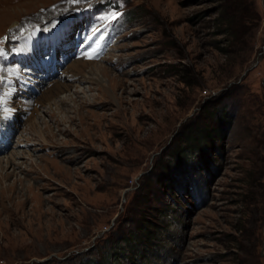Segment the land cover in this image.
<instances>
[{
    "label": "rangeland",
    "instance_id": "374dc122",
    "mask_svg": "<svg viewBox=\"0 0 264 264\" xmlns=\"http://www.w3.org/2000/svg\"><path fill=\"white\" fill-rule=\"evenodd\" d=\"M237 1L0 0V264H264V0L234 48Z\"/></svg>",
    "mask_w": 264,
    "mask_h": 264
},
{
    "label": "trees",
    "instance_id": "16d2710c",
    "mask_svg": "<svg viewBox=\"0 0 264 264\" xmlns=\"http://www.w3.org/2000/svg\"><path fill=\"white\" fill-rule=\"evenodd\" d=\"M247 4V0H238L235 4V6H231L229 9L227 7H223L222 10L220 11V15L218 17V19L220 20L221 24H224L223 26H225V32L228 35V39H227V44L231 45V47L237 46L240 43H242V36L241 35V31L239 28H236L234 26V23L236 22H241V15L243 13V9L245 7V5ZM235 48V47H234ZM240 49V47H239ZM228 53V52H227ZM214 114V113H213ZM212 113L210 115H213ZM227 116V115H226ZM228 117V116H227ZM222 118V119H221ZM221 122L222 123H226L227 119L225 118V116H221ZM228 121H230L228 119ZM216 128H213L211 125L209 124H201L200 126H193L189 128L188 134L186 136V142L185 145L186 147H192L193 149H196L197 151H201L202 153V157L206 158V152H205V144L207 142H209L211 140V138H213L214 134L216 132L215 130ZM177 153V159L180 160V153H181V149L176 150ZM180 180H178V182H173L171 181L169 183V185H173L175 186V184H180Z\"/></svg>",
    "mask_w": 264,
    "mask_h": 264
},
{
    "label": "bare ground",
    "instance_id": "6f19581e",
    "mask_svg": "<svg viewBox=\"0 0 264 264\" xmlns=\"http://www.w3.org/2000/svg\"><path fill=\"white\" fill-rule=\"evenodd\" d=\"M28 32L29 31H26V32H24V33H22L21 35H19L18 37H22V38H19V41L20 40H22V39H25V37L27 38V36L29 35L28 34ZM12 40L14 39V38H11ZM10 39V40H11ZM16 40V39H15ZM18 51L20 52V51H26V49H28V45L26 44V42H21V43H19V45H18ZM38 53V52H37ZM42 63H43V65H42ZM42 63L41 64H39V66L38 65H33V67H32V69H29L28 70V72H38V73H42L41 72V70H40V68H42L45 72H47V70H50L49 68H50V66L49 65H47L45 62H43L42 61ZM9 69V68H8ZM11 73H12V69L10 68V70H6V72H5V77H6V83H7V85H6V94H4L5 96H6V98L7 99H11L12 97H13V83H11L10 81V79H12L13 77V75L12 76H10L11 75ZM41 82H44V79H42V80H40ZM46 82V81H45ZM12 102V101H11ZM11 102H7L6 101V103L8 104V103H11ZM63 102V101H62ZM4 108V107H3ZM9 110H10V108H9ZM4 112H5V109H4ZM3 112V113H4ZM9 127H7L6 128V132H7V130H9L8 129ZM9 131H11V130H9ZM5 146H4V143L3 142H1V144H0V149H2V148H4ZM0 162H1V160H0Z\"/></svg>",
    "mask_w": 264,
    "mask_h": 264
}]
</instances>
